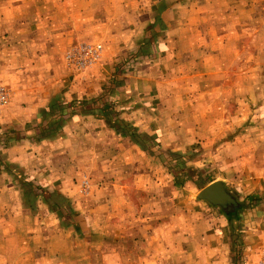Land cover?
Listing matches in <instances>:
<instances>
[{
    "label": "rangeland",
    "instance_id": "rangeland-1",
    "mask_svg": "<svg viewBox=\"0 0 264 264\" xmlns=\"http://www.w3.org/2000/svg\"><path fill=\"white\" fill-rule=\"evenodd\" d=\"M63 1L0 0V264H259L264 0Z\"/></svg>",
    "mask_w": 264,
    "mask_h": 264
},
{
    "label": "built area",
    "instance_id": "built-area-1",
    "mask_svg": "<svg viewBox=\"0 0 264 264\" xmlns=\"http://www.w3.org/2000/svg\"><path fill=\"white\" fill-rule=\"evenodd\" d=\"M103 48L99 44L78 43L72 45L65 53L64 62L68 68L84 71L93 66L100 58ZM5 100V93L0 89V106ZM264 264V251L262 252L260 263Z\"/></svg>",
    "mask_w": 264,
    "mask_h": 264
},
{
    "label": "water",
    "instance_id": "water-1",
    "mask_svg": "<svg viewBox=\"0 0 264 264\" xmlns=\"http://www.w3.org/2000/svg\"><path fill=\"white\" fill-rule=\"evenodd\" d=\"M197 197L213 206L220 207L226 212H230L238 206L235 199L225 190L223 184L220 182L208 184L198 192Z\"/></svg>",
    "mask_w": 264,
    "mask_h": 264
},
{
    "label": "crops",
    "instance_id": "crops-1",
    "mask_svg": "<svg viewBox=\"0 0 264 264\" xmlns=\"http://www.w3.org/2000/svg\"><path fill=\"white\" fill-rule=\"evenodd\" d=\"M91 1V2H90ZM64 4V7H72V8H78L80 5L81 6H89V5H91L92 4V0H64L63 2H61V4ZM170 10H172L171 9V4L170 3H165V8H164V10H163V13L161 14V18H162V20H164V18H165V20L164 21H166L167 20V18H166V16H167V14L169 13L170 14V16H171V13H170ZM165 16V17H164ZM75 17V16H74ZM66 18H70L69 19V21L71 22V23H73V25H72V27L69 29V32L66 34V36H65V40L67 39L68 40V38L69 37H72L73 39H78L80 36H79V33L77 34V33H75L74 31H76V29H77V27L78 26H82L81 25V23H79V20L78 19H76V20H78V23H76L75 24V20H74V18H73V16L72 15H69V16H66ZM73 28V29H72ZM0 152H1V150H0ZM2 177H0V179H1ZM263 227H264V225H263ZM222 228V227H221ZM261 228V227H260ZM262 229V228H261ZM222 231H220V236H218V240L216 241V235H214V234H216L217 232H219V231H217L216 233H214L213 235H211L212 233H209V234H207V236H209L208 237V240H209V242L213 239V240H215L217 243H215V245L216 246H212V247H208L209 249H215V248H218V249H220V247H222L221 245L224 243V240H225V242L227 241L225 238H224V236H226L227 234V231H224V229H221ZM263 230V229H262ZM224 231V232H223ZM219 234H217V235H219ZM205 237V236H204ZM219 237L221 238V242H220V240H219ZM204 242V241H203ZM219 243H221V244H219ZM222 264V263H221Z\"/></svg>",
    "mask_w": 264,
    "mask_h": 264
},
{
    "label": "bare ground",
    "instance_id": "bare-ground-1",
    "mask_svg": "<svg viewBox=\"0 0 264 264\" xmlns=\"http://www.w3.org/2000/svg\"><path fill=\"white\" fill-rule=\"evenodd\" d=\"M198 195V194H197Z\"/></svg>",
    "mask_w": 264,
    "mask_h": 264
}]
</instances>
